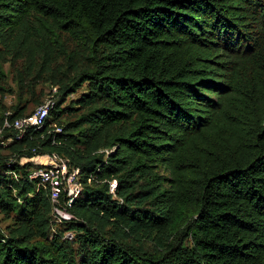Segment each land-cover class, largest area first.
Wrapping results in <instances>:
<instances>
[{"label":"trees","instance_id":"1","mask_svg":"<svg viewBox=\"0 0 264 264\" xmlns=\"http://www.w3.org/2000/svg\"><path fill=\"white\" fill-rule=\"evenodd\" d=\"M30 12L85 39L89 88L22 138L5 130L0 209L19 226L0 264H264V0H0V34ZM45 153L85 182L73 244L49 239L43 165L21 161Z\"/></svg>","mask_w":264,"mask_h":264},{"label":"rangeland","instance_id":"2","mask_svg":"<svg viewBox=\"0 0 264 264\" xmlns=\"http://www.w3.org/2000/svg\"><path fill=\"white\" fill-rule=\"evenodd\" d=\"M8 36L9 33L0 34V66L4 72V75L0 76V121L13 112L14 107L18 105L26 106L25 112H31L46 102H50V106L56 104L62 107L77 106L76 98L89 88L87 82L78 78L80 70L89 62L88 44L85 39L60 29L34 12L24 17V23L16 37ZM66 86L76 88L77 91L62 95ZM74 112V114L65 113L61 120L66 122L74 119L78 113L82 112V109L77 107ZM103 152L104 149L98 150V154ZM5 153L10 156L13 154L7 150ZM46 154L67 160L69 168L78 166L67 155L58 153L41 155ZM37 159L41 160L23 157L21 161L24 163L30 160L38 163ZM80 181L83 187L85 182L81 173ZM91 182V179L87 181L88 184ZM80 195L81 193L78 197ZM50 200L52 207L49 213V239L58 237L61 241L67 240L73 244L77 231L69 229L66 224L56 220L51 196ZM18 226L15 213H6L0 209V233L8 235ZM186 237L185 233L179 239L187 242ZM132 242L136 241L132 240ZM141 242L144 248L151 251L158 247L148 237Z\"/></svg>","mask_w":264,"mask_h":264},{"label":"built area","instance_id":"3","mask_svg":"<svg viewBox=\"0 0 264 264\" xmlns=\"http://www.w3.org/2000/svg\"><path fill=\"white\" fill-rule=\"evenodd\" d=\"M50 102H46L38 106L31 113L4 120L0 125V142H11L12 137L4 139V132L8 129L18 131L17 138H22L29 128L42 127L49 116ZM56 131H61V127H57ZM37 159L42 167L35 168L30 177L39 179L43 187L48 188L53 202V214L58 222L64 223L78 219L71 210L74 201L81 193L83 187L80 181V169L69 168L67 160L55 157L50 154L35 156L31 159ZM29 159V158H28ZM111 191L115 192V183H112ZM63 199V201H62Z\"/></svg>","mask_w":264,"mask_h":264}]
</instances>
